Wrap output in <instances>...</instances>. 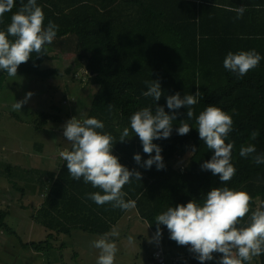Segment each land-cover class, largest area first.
<instances>
[{
	"label": "trees",
	"instance_id": "1",
	"mask_svg": "<svg viewBox=\"0 0 264 264\" xmlns=\"http://www.w3.org/2000/svg\"><path fill=\"white\" fill-rule=\"evenodd\" d=\"M239 5L0 0V92L10 72L55 75L41 65L63 53L97 86L66 158L42 172L45 242L109 237L134 206L176 250L165 264H229L235 247L250 264L252 242L264 264V36L241 31Z\"/></svg>",
	"mask_w": 264,
	"mask_h": 264
},
{
	"label": "rangeland",
	"instance_id": "2",
	"mask_svg": "<svg viewBox=\"0 0 264 264\" xmlns=\"http://www.w3.org/2000/svg\"><path fill=\"white\" fill-rule=\"evenodd\" d=\"M41 68H56L57 73L42 78L10 72L0 92V208L9 209L5 219L8 229L0 230V264H151L149 256L158 235L147 222L136 218H123L110 231L113 240L101 244L95 234L82 230L59 234L45 242L49 230L36 218V205L43 196L38 192L35 197V191H45L38 172L46 165L44 158L53 165L58 160L53 156L68 146L70 136L75 138L96 86L89 80L80 81L84 73L66 53L46 59ZM77 96L79 100L74 103ZM43 112L50 116L44 123ZM80 116L77 124L75 118ZM40 241H44L43 249L24 245ZM237 248L229 264L237 263ZM248 250L250 264H259L257 245L250 243ZM152 262L156 264L154 259Z\"/></svg>",
	"mask_w": 264,
	"mask_h": 264
},
{
	"label": "crops",
	"instance_id": "3",
	"mask_svg": "<svg viewBox=\"0 0 264 264\" xmlns=\"http://www.w3.org/2000/svg\"><path fill=\"white\" fill-rule=\"evenodd\" d=\"M228 1H232L234 4H236V2H239L240 1V4L239 7H229V8H235V10L237 12H240V14L242 16L244 15H247V17L245 18L246 20L243 21L241 23V26H238V27H241V31H244V32H256L258 35L257 36H264V0H228ZM228 8V6H226ZM256 15V19L254 20V22H251V19L253 18V15ZM71 60V59H70ZM96 86V85H95ZM97 88V86H96ZM96 88H95V91H96ZM79 100V96H77L74 100V103H76L77 101ZM82 118V116L78 117V118H75V122L78 124L80 121V119ZM79 128V124H78V127H76V129ZM74 129V132L75 130ZM77 131V130H76ZM73 133V132H72ZM69 139L71 140L70 143H68V146L64 147L62 150H60L58 152V154L55 156H53L54 158L57 157L58 160L55 161L53 163V165H48L47 161L48 159L47 158H44L45 160L43 161L45 164V167L40 171L41 172V175L40 174L38 175V177H41L39 178V180L41 181L42 184H44L43 182H45V191L43 192V190L41 188L37 189L38 187L36 186V195L35 197H38L39 195L40 196H43V198L37 203V209L41 206L43 200H44V196H45V192H46V184L48 186L49 184V179H47L43 174L42 172L43 171H46V172H54V171H57L58 170V167H59V164L62 162V157H61V153L64 152V151H69V149L71 148V146L73 145V142L75 141V138L70 136ZM41 157V156H40ZM51 168V169H49ZM44 180V181H42ZM20 182V181H18ZM39 192V193H38ZM41 192V193H40ZM37 193L39 195H37ZM37 200H39L38 198H36ZM34 202H35V199H33ZM125 218L126 221L129 220V219H133V218H136V219H139L141 221H144L146 223L145 220H143L139 215H138V212L136 210V208L134 206L130 207L126 213L114 224L112 225L111 227V230L118 224H120V221ZM44 226V225H43ZM45 227V226H44ZM150 227V225H149ZM46 228V227H45ZM47 229V228H46ZM48 230V229H47ZM77 230H80V229H72L70 233H72L73 231H77ZM110 230V231H111ZM50 232V231H49ZM48 232V233H49ZM69 233V234H70ZM157 235H158V242H157V245L155 247V249L151 252L150 256L152 255L153 252H155L156 250L158 249H161L163 248L167 254H170L171 251H173V253L176 252V250H174L173 248L171 247H166V249L162 246L163 243H162V239L160 237V233L159 232H155ZM64 234V233H63ZM97 238H96V242L98 244H101V242L103 240L105 241H112L113 240V237L110 236V232H109V237H100L98 235H96ZM171 250V251H170ZM151 264H154L152 261H151Z\"/></svg>",
	"mask_w": 264,
	"mask_h": 264
},
{
	"label": "built area",
	"instance_id": "4",
	"mask_svg": "<svg viewBox=\"0 0 264 264\" xmlns=\"http://www.w3.org/2000/svg\"><path fill=\"white\" fill-rule=\"evenodd\" d=\"M68 154V151H64L61 153L62 159H65ZM152 258L154 259L155 263L158 264H165L167 260V254L163 250H157L152 254ZM172 263H177V258L172 259Z\"/></svg>",
	"mask_w": 264,
	"mask_h": 264
},
{
	"label": "clouds",
	"instance_id": "5",
	"mask_svg": "<svg viewBox=\"0 0 264 264\" xmlns=\"http://www.w3.org/2000/svg\"><path fill=\"white\" fill-rule=\"evenodd\" d=\"M81 70H82V72H83L84 74H86L85 71H84L83 69H80L79 71L81 72ZM73 133H74V132H73ZM153 253H154V252H153ZM153 253H152V254H153ZM165 253H166V252H165ZM166 254H167V253H166Z\"/></svg>",
	"mask_w": 264,
	"mask_h": 264
}]
</instances>
